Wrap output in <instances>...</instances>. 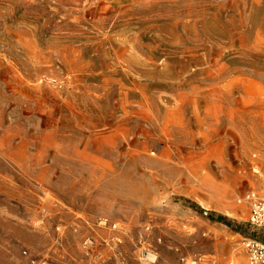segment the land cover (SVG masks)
Instances as JSON below:
<instances>
[{"label":"rangeland","instance_id":"1","mask_svg":"<svg viewBox=\"0 0 264 264\" xmlns=\"http://www.w3.org/2000/svg\"><path fill=\"white\" fill-rule=\"evenodd\" d=\"M252 192L264 0H0V264H250Z\"/></svg>","mask_w":264,"mask_h":264},{"label":"built area","instance_id":"2","mask_svg":"<svg viewBox=\"0 0 264 264\" xmlns=\"http://www.w3.org/2000/svg\"><path fill=\"white\" fill-rule=\"evenodd\" d=\"M246 200L251 209L250 226L264 231V199L252 192ZM94 244L93 239H87L84 243L86 249H92ZM244 246L250 264H264V239H248Z\"/></svg>","mask_w":264,"mask_h":264}]
</instances>
